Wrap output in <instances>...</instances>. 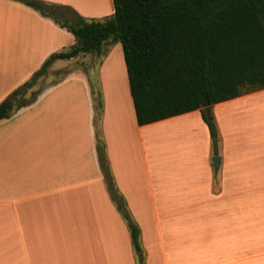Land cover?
Instances as JSON below:
<instances>
[{
    "label": "crops",
    "instance_id": "crops-1",
    "mask_svg": "<svg viewBox=\"0 0 264 264\" xmlns=\"http://www.w3.org/2000/svg\"><path fill=\"white\" fill-rule=\"evenodd\" d=\"M41 1L86 19L114 13L112 0ZM74 43L34 9L0 0V102ZM87 55L55 60L47 73ZM92 55L93 67L72 68L0 121V264H137L105 185L97 132L114 186L139 226L144 264L264 256V89L210 107L219 132L214 153L199 110L137 124L119 42Z\"/></svg>",
    "mask_w": 264,
    "mask_h": 264
},
{
    "label": "trees",
    "instance_id": "trees-1",
    "mask_svg": "<svg viewBox=\"0 0 264 264\" xmlns=\"http://www.w3.org/2000/svg\"><path fill=\"white\" fill-rule=\"evenodd\" d=\"M65 28L75 39L53 53L0 102V121L31 105L35 87L55 60L103 52L119 42L139 126L199 110L216 153L218 129L203 109L264 89V0H112L114 13L86 19L73 9L41 0H16ZM100 116L101 101L97 102ZM105 185L126 224L137 264H144L140 229L114 186L105 145L96 133Z\"/></svg>",
    "mask_w": 264,
    "mask_h": 264
},
{
    "label": "rangeland",
    "instance_id": "rangeland-1",
    "mask_svg": "<svg viewBox=\"0 0 264 264\" xmlns=\"http://www.w3.org/2000/svg\"><path fill=\"white\" fill-rule=\"evenodd\" d=\"M107 46L108 44H105L104 47H103V52L107 49ZM102 52V53H103ZM89 57H91V59L89 60ZM94 57V55H87V56H84V58H81L79 61H77V63L71 67L70 69H64L58 73H54L53 75L49 76L48 73L39 79L35 89L36 90H43L44 88H46L47 86L57 82L58 80H60V78H62L69 70H71L72 68H78V69H81V70H87L91 67H93L96 63V60H92V58ZM239 111V109H233V114L234 116L236 117V112ZM213 116V115H212ZM218 129V128H217ZM218 136H219V132H218ZM248 192H250V189H247ZM246 196H249V195H246ZM239 221H242L243 222V225L246 227H251V224H252V218H248V217H244L243 219H240ZM239 228H243V227H239ZM243 254H248V253H240L239 252V257ZM240 264H264V256L262 257H259L257 259H252V260H249V261H245L243 263H240Z\"/></svg>",
    "mask_w": 264,
    "mask_h": 264
},
{
    "label": "water",
    "instance_id": "water-1",
    "mask_svg": "<svg viewBox=\"0 0 264 264\" xmlns=\"http://www.w3.org/2000/svg\"><path fill=\"white\" fill-rule=\"evenodd\" d=\"M203 112L205 114L206 119L209 120L211 118V108L210 107H205L203 109ZM211 162L213 163V165L215 167H218V165H219V157H217V156L212 157L211 158Z\"/></svg>",
    "mask_w": 264,
    "mask_h": 264
}]
</instances>
